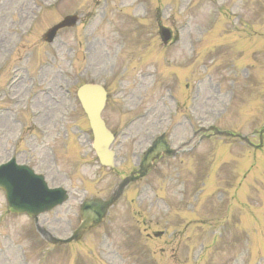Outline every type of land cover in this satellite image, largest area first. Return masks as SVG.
Returning a JSON list of instances; mask_svg holds the SVG:
<instances>
[{
    "label": "rangeland",
    "instance_id": "rangeland-1",
    "mask_svg": "<svg viewBox=\"0 0 264 264\" xmlns=\"http://www.w3.org/2000/svg\"><path fill=\"white\" fill-rule=\"evenodd\" d=\"M188 1L0 0V163L15 155L43 173L51 186L68 189L65 204L40 216L54 235L65 238L78 226L82 198L107 197L121 177L137 168L152 135L166 131L178 146L190 138L196 144L199 136L193 137V129L217 117L219 126L243 135L264 124V38L258 46L262 50L253 55L258 59L254 87L241 69L231 101L229 85H222L227 94L220 100L229 110L207 102L201 85L202 97L192 109L203 123H186L182 117L187 110L179 109L172 118L160 115L176 111L164 84L173 86L179 79L177 92L189 107L185 76L194 100L196 78L208 73L203 58L210 48L201 52L198 45L202 59L195 51L191 61L179 46L188 50L189 26L183 24L189 22L194 32L211 4L192 0L188 6ZM240 1L237 11L243 19L264 21V6ZM72 13L81 16L79 24L46 44L44 32ZM232 20L229 16L219 22ZM160 24L183 28L177 48L163 46L157 35ZM205 29L211 30L209 23ZM234 39L230 36L223 45ZM78 50L84 51V61L76 60ZM147 70L157 71L156 79H141ZM86 82L107 85L110 97L103 118L113 131L125 133L114 144L115 168L102 167L90 146L89 123L76 98V89ZM150 105L161 112L127 124L132 114ZM209 140H201L192 153L159 160L144 179L126 188L101 226L69 245L46 243L32 219L9 213L0 190V264H264V147L252 152L239 139Z\"/></svg>",
    "mask_w": 264,
    "mask_h": 264
},
{
    "label": "water",
    "instance_id": "water-1",
    "mask_svg": "<svg viewBox=\"0 0 264 264\" xmlns=\"http://www.w3.org/2000/svg\"><path fill=\"white\" fill-rule=\"evenodd\" d=\"M89 93H90L89 97L87 94L82 95V101L85 105L86 111L89 114V117L91 118L92 126L94 127L95 133L99 134L100 129L104 131L103 121L99 117V110L102 107V103L97 102L98 89H95V88L90 89ZM86 103L88 104L86 105ZM149 156L153 158L154 154L150 153ZM150 160L151 159L148 158L147 161H150ZM111 202H112V199H110L109 201H103L101 199L88 201V203L85 204L84 207L88 209L90 217H92V219H95V220L92 221V220L84 219V221L86 220V221H90L94 223L99 222L101 220V217L104 215L103 210L105 206H108ZM78 236H79L78 233L75 234V238H77Z\"/></svg>",
    "mask_w": 264,
    "mask_h": 264
}]
</instances>
